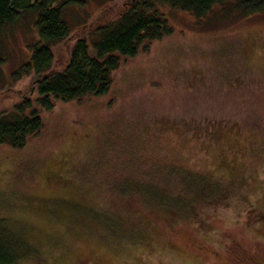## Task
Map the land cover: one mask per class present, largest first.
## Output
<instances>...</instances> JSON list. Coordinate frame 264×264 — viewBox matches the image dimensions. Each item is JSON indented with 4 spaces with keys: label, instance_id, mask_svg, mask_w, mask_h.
<instances>
[{
    "label": "rangeland",
    "instance_id": "obj_1",
    "mask_svg": "<svg viewBox=\"0 0 264 264\" xmlns=\"http://www.w3.org/2000/svg\"><path fill=\"white\" fill-rule=\"evenodd\" d=\"M126 1L65 6L71 33L52 48L57 62L88 24ZM239 1L199 18L162 8L171 32L120 56L106 93L59 100L51 110L34 101V75L21 70L38 39L35 13L0 32V114L30 97L43 121L24 145L0 143V225L23 239L26 223L39 248L16 264H264V236L237 204L264 203V8L243 13ZM233 131L255 144L225 146ZM234 157L236 185L259 176L246 185L253 198H232V187L216 181L212 191L230 195L221 200L235 209L197 207L192 222L191 212L162 203L178 198L180 185L194 200L187 182L210 181L204 172Z\"/></svg>",
    "mask_w": 264,
    "mask_h": 264
},
{
    "label": "trees",
    "instance_id": "obj_2",
    "mask_svg": "<svg viewBox=\"0 0 264 264\" xmlns=\"http://www.w3.org/2000/svg\"><path fill=\"white\" fill-rule=\"evenodd\" d=\"M225 1L228 0H127L113 15L102 12L96 22L88 24L87 35L78 37L66 51L64 60L59 62L52 48L71 33L70 25L63 15V9L67 5L81 4L86 0H31V2L0 0V32L8 25L15 23L23 13H35L34 25L38 39L30 45L29 61L22 66L21 70L24 73L32 72L34 75L31 83V87L36 91L34 101L41 109L51 110L59 100H73L84 95L106 93L111 85L112 71L119 65L120 56L132 57L140 50H145L151 41L160 39L171 32L172 28L168 25L162 8L179 9L199 18L208 13L215 4ZM239 2L242 5H239ZM239 2L236 4V9L239 10L238 7L241 6L239 11L243 13L249 14L264 8V1L241 0ZM55 62L60 66L56 68ZM16 74L19 73L16 72ZM25 99L15 104L10 112L0 114V143L8 142L14 147H20L42 128L43 121L38 107L33 104L30 97ZM233 134L232 140L225 142V146L230 145L232 149L236 147L237 152H241L246 144L251 147L255 144L251 140V143H245L238 133ZM221 136L223 137L222 132ZM216 141L214 135L213 144L218 149ZM229 160V162L224 160L226 164L221 162L220 166L224 169L218 166L217 172L209 170L204 172L210 181L201 179L203 182H197L201 185L187 182V188L195 191L194 200L184 197L185 186L180 185L179 189L183 191L177 194L178 198H166V201L162 203L168 205V209L179 211L184 215L191 212V222L192 214L196 212L194 209L198 210L197 207L233 205L235 209V203L221 200L230 195L225 194V197H222L224 194L221 190L212 191L213 188L218 187L216 181L224 182L232 187L235 191V196L232 198H238V196L247 198L246 195L249 197L250 195L247 194L249 189L246 185L251 181H257L259 176L251 174L247 180H242L236 185L235 168L239 162L235 157ZM231 168H233L232 172H230ZM195 174L201 176L199 173ZM205 190L208 192H203ZM53 199L56 200V198ZM255 199H252L250 203L248 199H245L237 204L241 206V212L251 211L248 224L255 226L256 231L264 236V203L259 199L256 204L253 202ZM60 200L67 201L68 198H60ZM250 206H252L251 209H249ZM166 211L169 212L167 209ZM238 213L237 217L241 215ZM201 220L203 219L199 218L196 221ZM21 224H24L23 239L13 228L8 232L5 231L4 224L0 225V264H16L18 260L34 254L35 249L38 253L39 248L25 236V230L33 229L28 228L30 229L28 230L26 223L21 222ZM142 234V236L139 234L141 238L147 237L143 232Z\"/></svg>",
    "mask_w": 264,
    "mask_h": 264
}]
</instances>
